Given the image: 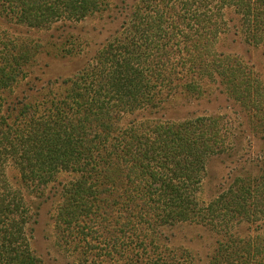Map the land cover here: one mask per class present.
Here are the masks:
<instances>
[{
  "label": "trees",
  "instance_id": "obj_1",
  "mask_svg": "<svg viewBox=\"0 0 264 264\" xmlns=\"http://www.w3.org/2000/svg\"><path fill=\"white\" fill-rule=\"evenodd\" d=\"M105 1L0 0V8H18L29 27L42 29L83 20ZM226 9L239 17L250 45L264 43V0H133L120 37L59 82L68 87L64 95L50 88L43 114L15 103L0 115V264H41L27 229L35 221L4 175L7 162L33 188L61 173L70 176L60 184L55 237L77 264H187L189 256L162 244L158 232L183 223L206 226L219 237L210 264H264V240H239L232 229L236 220L251 222L264 212V156L259 177L234 179L206 205L199 198L206 161L227 149L217 117L120 124L124 114L155 109L174 78L186 74L219 79L257 112L258 76L242 79L227 57L212 54ZM5 52L0 42L8 61L0 64V112L2 96L24 71ZM182 87L190 96L200 94L191 81Z\"/></svg>",
  "mask_w": 264,
  "mask_h": 264
},
{
  "label": "rangeland",
  "instance_id": "obj_2",
  "mask_svg": "<svg viewBox=\"0 0 264 264\" xmlns=\"http://www.w3.org/2000/svg\"><path fill=\"white\" fill-rule=\"evenodd\" d=\"M105 2L104 9L83 20L56 22L42 29L29 27L18 8L16 11L9 7L8 10L0 8V42L5 46V56L9 63L13 60V64L24 66L16 83L7 91L9 96H2L5 104L2 105L1 116L15 103H28L29 107L35 106L36 111L43 114L50 88H55L58 95H64L68 87H60L59 82L76 76L91 64L108 42L120 37L133 0ZM212 54L227 57V61L237 67L236 72L242 79L248 73L258 76L259 79L253 82L258 95L253 101L257 112L247 104L242 94L232 97L228 87L221 85L219 79L203 77L199 80V77L186 74L174 78L173 89L166 96L162 94L155 109L124 114L120 123L122 128H126L132 121L136 125L150 121L177 124L194 118L217 117L218 129L227 149L206 161V174L199 194L206 205L226 192L234 179L247 175L259 177L260 161L264 156V43L250 45L242 35L239 17L231 9H226L222 17V33ZM7 62L4 56H0L1 65ZM177 70L179 72V68ZM190 81L196 85L194 90L200 92L197 97L183 90L184 83ZM4 175L10 185L20 191L33 215L35 223L31 222L27 229L33 230L29 232L31 248L41 264H77L73 256L56 244L55 237L54 219L60 204V184L70 176L61 173L49 185L33 188L23 184L12 162L6 163ZM232 227L239 240L258 237L262 242L264 212H257L251 222L245 218L236 220ZM158 232L162 244L189 256L187 264L211 263L219 237L206 226L183 223L159 228Z\"/></svg>",
  "mask_w": 264,
  "mask_h": 264
}]
</instances>
